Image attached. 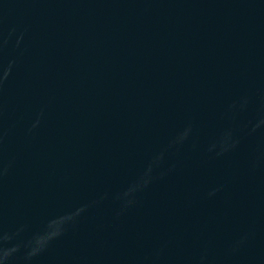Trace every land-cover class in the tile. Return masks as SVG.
Returning <instances> with one entry per match:
<instances>
[{"label":"water","instance_id":"95a60500","mask_svg":"<svg viewBox=\"0 0 264 264\" xmlns=\"http://www.w3.org/2000/svg\"><path fill=\"white\" fill-rule=\"evenodd\" d=\"M0 264H264V0H0Z\"/></svg>","mask_w":264,"mask_h":264}]
</instances>
